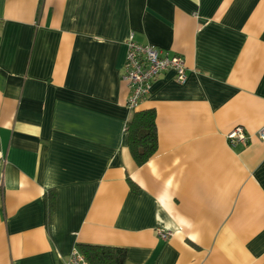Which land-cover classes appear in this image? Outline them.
<instances>
[{
  "label": "crops",
  "instance_id": "1",
  "mask_svg": "<svg viewBox=\"0 0 264 264\" xmlns=\"http://www.w3.org/2000/svg\"><path fill=\"white\" fill-rule=\"evenodd\" d=\"M131 35L186 66L134 110ZM148 109L157 146L137 165L126 127ZM237 126L248 143L228 141ZM262 126L264 0H0V264L80 244L125 264H264Z\"/></svg>",
  "mask_w": 264,
  "mask_h": 264
},
{
  "label": "built area",
  "instance_id": "2",
  "mask_svg": "<svg viewBox=\"0 0 264 264\" xmlns=\"http://www.w3.org/2000/svg\"><path fill=\"white\" fill-rule=\"evenodd\" d=\"M126 46L122 79L129 86L126 104L130 110H134L149 93L153 82L161 73L172 70L177 82L183 83L186 80V66L180 56L168 55L153 44L140 43L132 35L128 38ZM257 136L264 139V126L258 130ZM226 137L230 144L250 141V136L241 126L235 127ZM158 236L166 240L169 232L158 230ZM59 264H89V262L79 248L74 247L66 258L59 261Z\"/></svg>",
  "mask_w": 264,
  "mask_h": 264
},
{
  "label": "trees",
  "instance_id": "3",
  "mask_svg": "<svg viewBox=\"0 0 264 264\" xmlns=\"http://www.w3.org/2000/svg\"><path fill=\"white\" fill-rule=\"evenodd\" d=\"M128 148L137 165L144 164L155 152L157 133L155 112L152 109L133 111L127 122ZM48 212L54 208V194H47ZM81 253L89 264H125L126 251L124 248L80 244Z\"/></svg>",
  "mask_w": 264,
  "mask_h": 264
}]
</instances>
